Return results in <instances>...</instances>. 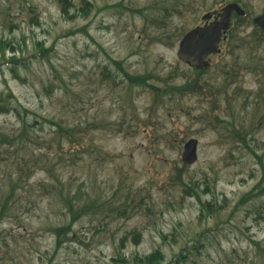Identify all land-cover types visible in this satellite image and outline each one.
Returning a JSON list of instances; mask_svg holds the SVG:
<instances>
[{
  "label": "rangeland",
  "instance_id": "374dc122",
  "mask_svg": "<svg viewBox=\"0 0 264 264\" xmlns=\"http://www.w3.org/2000/svg\"><path fill=\"white\" fill-rule=\"evenodd\" d=\"M69 2L73 18L60 0H0V95H13L34 132L24 171L0 155V264H113L158 248L164 264L180 253L181 264H264V34L252 22L264 0ZM228 2L246 17L198 72L178 57L179 41ZM119 68L148 85L103 83L104 69ZM188 81L205 87L171 93ZM152 85L167 90L161 100ZM20 118L0 114V130ZM191 138L198 159L187 165ZM88 198L102 205L97 216L69 227L68 201ZM133 229L141 243L121 247Z\"/></svg>",
  "mask_w": 264,
  "mask_h": 264
},
{
  "label": "trees",
  "instance_id": "16d2710c",
  "mask_svg": "<svg viewBox=\"0 0 264 264\" xmlns=\"http://www.w3.org/2000/svg\"><path fill=\"white\" fill-rule=\"evenodd\" d=\"M60 2H61V8H62L63 14L69 18H73V16L70 15L69 13V9L67 8V6L71 5L72 3L69 2V0H60ZM85 3L87 6L89 5L87 2ZM166 11H167V7L164 8V12ZM245 17L241 18L238 16H234V23L232 24L231 29L235 26V23H237L238 21H243ZM166 19H167L166 16L162 17L161 20L156 18L151 21V24L158 28L159 26H163L166 24ZM37 47H38L37 50L42 56L44 57L47 56L48 50L44 48L43 44L38 43ZM1 50L4 54V49L1 48ZM11 50L12 52H14L13 48H11ZM9 60L11 62L17 61L15 55L10 57ZM25 60L26 59H21L20 62L25 61ZM119 69L122 72V74L111 73L107 69H104L102 72L103 76L101 78L103 83L105 82L104 80H106L107 81L106 83L111 84L109 82L110 78L117 75V81L114 80L113 86L117 85V86L123 87L124 84H127L130 88H132V86H143V85L147 86L148 85L146 77L130 75L129 73L122 70L121 68ZM196 86H198V89L200 88L203 89L205 87L202 84H200V82L198 81L196 83H194V81L192 82L188 81L184 83L183 85L170 88V91H172L171 93H175V94L177 93L180 95H184V94H188L189 91H192L193 87H196ZM151 88L155 90L154 93L157 94V96L159 97L158 100L162 99V96H161L162 92L167 93V90H163L160 87L155 86V85H152ZM12 99L15 100V98L13 97L11 93H9L8 95H3V94L0 95V114L4 115L10 112H14L20 118L19 103L17 101H14L13 103ZM29 125L30 123L27 119L20 118L19 128L11 131V133H7L4 130H0V155L6 156V159L4 161H10L11 163L12 162L16 163L19 166V168L23 171L26 168V165L28 164L27 159L25 158L27 146L29 143H31L34 140L32 137L34 132H30ZM58 127L59 129L62 128L61 126H58ZM263 184H264V176L260 180L259 184L256 186L259 189L256 196L264 195ZM45 190L46 192L48 191L52 193V191L50 190H47V189ZM184 190L186 194H188L189 196L195 195L199 199L197 192L193 188L186 186ZM200 203L202 206V210L211 209L210 203L203 204L201 201ZM100 206L102 207V205H99L95 200H91L90 198H88L87 202L85 203H82V204L78 203L77 208H75V206L73 205L71 201H68V211L72 215V218L68 226L69 227L72 226L74 222L83 215L91 214L93 216H97V213H98L97 208H101ZM5 208H6V205H3L1 212H0V218L4 215ZM110 211L117 212V214L119 215H124L126 213V209H121V208L120 209H110ZM102 212H103V209H102ZM62 231L63 229L61 228L56 230L57 237L60 236ZM163 238L166 239L167 237L163 236ZM141 239H142L141 232L138 231L137 229H133L125 233V235L120 239V244H121V247H123L125 245V242L130 240L134 245L138 246L141 243ZM164 258L165 257H164L163 252L161 251L160 248H158L146 255H140L138 253H135L128 257L125 254L121 253V254H118L116 257H114L112 259V262L113 264H164ZM186 259H187V256L183 253H180L176 257L175 264H181Z\"/></svg>",
  "mask_w": 264,
  "mask_h": 264
},
{
  "label": "water",
  "instance_id": "95a60500",
  "mask_svg": "<svg viewBox=\"0 0 264 264\" xmlns=\"http://www.w3.org/2000/svg\"><path fill=\"white\" fill-rule=\"evenodd\" d=\"M233 13H237L239 16L245 15V12L237 4L229 3L224 7L219 20L188 31L179 43L178 55L181 60L196 65L198 68L205 66L207 63L203 59L207 55L219 51L217 44L221 40L222 34L227 31ZM253 22L264 31V14L256 17ZM197 144L196 139H190L184 145L182 160L186 164L192 165L196 162L198 158Z\"/></svg>",
  "mask_w": 264,
  "mask_h": 264
},
{
  "label": "flooded vegetation",
  "instance_id": "af4514ba",
  "mask_svg": "<svg viewBox=\"0 0 264 264\" xmlns=\"http://www.w3.org/2000/svg\"><path fill=\"white\" fill-rule=\"evenodd\" d=\"M213 17H215V16H213Z\"/></svg>",
  "mask_w": 264,
  "mask_h": 264
}]
</instances>
